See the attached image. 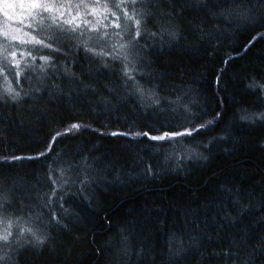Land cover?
<instances>
[{
	"label": "trees",
	"instance_id": "16d2710c",
	"mask_svg": "<svg viewBox=\"0 0 264 264\" xmlns=\"http://www.w3.org/2000/svg\"><path fill=\"white\" fill-rule=\"evenodd\" d=\"M135 7L137 66L62 35L36 46L18 76L0 75L3 215L14 236L36 233L0 254L11 264H264V0ZM72 124L82 127L66 132ZM193 128L179 144L137 135Z\"/></svg>",
	"mask_w": 264,
	"mask_h": 264
},
{
	"label": "snow or ice",
	"instance_id": "6c2138e0",
	"mask_svg": "<svg viewBox=\"0 0 264 264\" xmlns=\"http://www.w3.org/2000/svg\"><path fill=\"white\" fill-rule=\"evenodd\" d=\"M140 0H78V2H73V0H68L67 3H55L52 0H0V12H3V15L7 17L8 20H11L13 17L9 15V10L14 8H20L24 10L27 18L31 19V23L25 25V27L33 29L34 32L44 31L47 28H51L55 25L60 29L61 32H76L78 29H81L83 26L85 29L90 31H99V27H103L104 25L99 19H96L95 23L89 21L87 19L88 16H92L94 18L103 15L104 18H107V13H111L113 17L116 18V21H120L123 19L126 21H132L133 27L135 29V36L139 37L141 35V23H142V14L135 7ZM111 5V7H110ZM131 6V8L129 7ZM73 10H75V14H73ZM119 12V15H118ZM48 15H45V14ZM67 14V15H66ZM46 21H51V23L46 24ZM21 24H24V20L21 19ZM117 28L121 27L119 22L114 25ZM9 25L7 22L4 24L3 31L0 32V35L4 37L5 41H19L20 43H31L42 48H53L52 43L45 42L44 39L37 38L36 35H31L30 33H25V35L29 36L28 40H24L20 36L13 35L8 31ZM128 25L125 23L124 28L127 29ZM16 32H20L21 28H16ZM107 35V33H104ZM120 35V33H117ZM54 39V37L50 36L49 40ZM116 47L115 45L113 46ZM121 49L125 46L123 44L119 45ZM58 50V49H56ZM91 50V49H89ZM16 52L9 51V43H5L0 41V75H3L6 68L10 71V66L14 65L16 68H19L21 61L16 59ZM23 53L21 56L23 57ZM27 55L32 56V52L29 51ZM35 59V57H32ZM121 58V57H117ZM124 60H127V54L122 57ZM41 59H44L47 62L48 57L42 56ZM20 73H17L19 75ZM129 76V79H133V77L126 73ZM4 80L8 83V87L6 91L13 96L15 99L19 93L15 91L14 88L11 87V82L7 80V76H4ZM18 83V81H17ZM82 125L80 124H72L66 132H74L78 131ZM206 127V125H200V128ZM199 131L198 128L193 129H185L184 131H176V132H165L162 135L149 136V133H137V135H143L149 137L153 141H171L174 143H181L177 138L183 136H191L194 132ZM66 133L57 132L53 137V142L57 137L64 135ZM113 136L117 135H127L126 133H111ZM51 147V145H49ZM46 153H40V155H45ZM33 157H29L32 159ZM14 160L24 159V157L14 156L12 157ZM67 183V181H64ZM57 181L53 180V185H56ZM62 187V184L60 185ZM57 196V187H53L51 195L48 197V204L51 205L52 199L51 197ZM58 200H63V195L58 197ZM3 195L0 193V253L5 247L9 249L17 242L20 236H23L24 233H28L31 236H36V233L33 231L31 227H19V221L16 222L19 227V232L17 236H14L12 232L13 221L7 219L3 215ZM55 219V217H54ZM58 222V221H57ZM37 241L42 243L39 237H36ZM11 254H0V264H11Z\"/></svg>",
	"mask_w": 264,
	"mask_h": 264
},
{
	"label": "rangeland",
	"instance_id": "374dc122",
	"mask_svg": "<svg viewBox=\"0 0 264 264\" xmlns=\"http://www.w3.org/2000/svg\"><path fill=\"white\" fill-rule=\"evenodd\" d=\"M52 2L67 3L68 0H52ZM73 2H78V0H73ZM73 14H75V10H73ZM9 15L13 17L11 20H8L7 17L3 15V12H0V32L3 31L4 24L5 22H7V24L9 25L8 31L13 35L20 36L24 40L29 39V36L25 35V33L36 35L37 38L44 39L45 42L48 43H51L49 37L52 36L54 37V39H52V44H54L55 40L62 35L72 36L76 39L77 42H82L89 46L99 47L103 49V51H106L109 54H114L121 58L125 54H127L128 57L127 60H124L123 58L122 59L132 68L139 64L140 57L137 51L139 45L137 42L138 39L134 34L135 29L133 27V22L132 21L125 22L123 19H121L120 21H116V18L113 17L110 12L107 13L106 19L104 18L103 15H100L96 18L92 16L87 17V19L89 21H92L93 23H95L96 19H99L102 22L104 26L100 27L98 25L99 27L98 32L90 31L88 29H85L83 26L81 27V29H78L76 32H61L60 29L57 28L55 25H53L51 28H47L44 31L34 32L33 29L25 27L26 24L31 23V19L26 17L24 10L20 8L10 9ZM45 15L48 14L46 13ZM21 19L24 20V24L20 23ZM117 22L121 24L120 28L114 26L115 23ZM45 23L49 24L51 23V21H46ZM125 23H127L128 25L127 29L124 28ZM16 28H21V31L16 32L15 31ZM104 33H107V35H104ZM117 33H120V35H117ZM0 41L9 43V51L10 52L15 51L17 54L16 59L21 61L19 68H16L14 65H11L10 71L8 68L5 69V71L11 72L13 75H17L22 63H25V61H27V59L29 58V55H27V53L29 51L33 53L34 48L37 45L31 43H20L19 41H10V42L5 41L2 35H0ZM121 44L125 46L123 49L119 47V45ZM114 45L116 46L115 48L113 47ZM21 53L24 54L23 57L21 56Z\"/></svg>",
	"mask_w": 264,
	"mask_h": 264
}]
</instances>
